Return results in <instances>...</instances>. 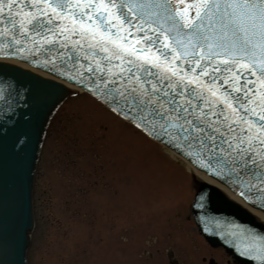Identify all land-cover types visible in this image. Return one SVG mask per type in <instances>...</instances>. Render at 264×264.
<instances>
[{
	"label": "snow or ice",
	"instance_id": "obj_1",
	"mask_svg": "<svg viewBox=\"0 0 264 264\" xmlns=\"http://www.w3.org/2000/svg\"><path fill=\"white\" fill-rule=\"evenodd\" d=\"M0 56V125L30 118L34 88L84 93L264 222V0H0ZM12 60L46 75L22 84ZM191 208L264 264V233L213 215L203 191Z\"/></svg>",
	"mask_w": 264,
	"mask_h": 264
},
{
	"label": "rangeland",
	"instance_id": "obj_2",
	"mask_svg": "<svg viewBox=\"0 0 264 264\" xmlns=\"http://www.w3.org/2000/svg\"><path fill=\"white\" fill-rule=\"evenodd\" d=\"M149 163V164H148ZM185 167L86 94L55 116L34 185L29 264H227L198 234Z\"/></svg>",
	"mask_w": 264,
	"mask_h": 264
},
{
	"label": "water",
	"instance_id": "obj_3",
	"mask_svg": "<svg viewBox=\"0 0 264 264\" xmlns=\"http://www.w3.org/2000/svg\"><path fill=\"white\" fill-rule=\"evenodd\" d=\"M15 63L18 61H7L4 68L9 75L18 76L22 84L34 83L45 76L26 65L13 70L9 65ZM21 72L23 75H20ZM67 96V89L61 90L51 84L34 88L29 101L31 107L27 109L30 118H25V110H21L15 118V127L0 125V264H27L30 233L34 228L33 186L41 147L52 115ZM18 138H22L23 147L17 144ZM199 181L209 184L202 185L199 192L203 191L207 195L209 210L213 215L235 218L241 224L250 225L257 232L264 233V223L257 219V215L244 207L246 211L220 190L225 197L219 188L216 189L202 176ZM196 186L199 188L200 185ZM199 228L213 246L224 247L239 264H257L240 254L241 248L250 243L245 237L227 236L222 239L215 230L205 232L201 226Z\"/></svg>",
	"mask_w": 264,
	"mask_h": 264
},
{
	"label": "bare ground",
	"instance_id": "obj_4",
	"mask_svg": "<svg viewBox=\"0 0 264 264\" xmlns=\"http://www.w3.org/2000/svg\"><path fill=\"white\" fill-rule=\"evenodd\" d=\"M31 68H33L35 71H37V72H39V73H42V74L46 75V73H45L44 71L40 70L39 68H35L34 66H32ZM148 141H150V140L148 139ZM151 143H152L153 145L158 146V145H157L156 143H154V142H151ZM158 147H159V146H158ZM162 152H163L166 156H168L169 159H173V160H175V161L181 163V165H182L183 167H185V170H187V172H189V173L191 174L190 166H189L187 163H185V162L179 160L178 157H176V156H174L172 153L168 152V150L165 149L164 147L162 148ZM148 164H149V163H148ZM198 175H200V176H202L203 178H205L206 180H208L210 183H212L213 185H215L217 188H219L221 191H223L225 194H227V195H228L229 197H231L234 201H236L238 204L241 205V201L239 200V197L234 196V194H233L231 191H229L226 187H224L223 185H220V184H218V183H214V182L212 181V179H211L210 176H205V175H203L202 173H199ZM243 207H245V208H247L248 210H250V211L253 212V210H252V208H251V205H247V206H243ZM263 223H264V222H263Z\"/></svg>",
	"mask_w": 264,
	"mask_h": 264
}]
</instances>
